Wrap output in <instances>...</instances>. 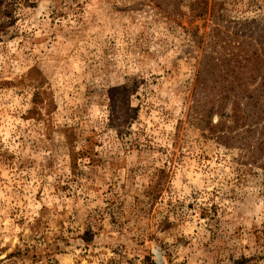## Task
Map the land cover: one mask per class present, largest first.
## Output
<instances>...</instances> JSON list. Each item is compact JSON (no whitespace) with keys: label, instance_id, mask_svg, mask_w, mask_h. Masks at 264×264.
<instances>
[{"label":"rangeland","instance_id":"obj_1","mask_svg":"<svg viewBox=\"0 0 264 264\" xmlns=\"http://www.w3.org/2000/svg\"><path fill=\"white\" fill-rule=\"evenodd\" d=\"M255 49L264 0H0V264H264V172L199 119L236 71L210 122L264 124Z\"/></svg>","mask_w":264,"mask_h":264},{"label":"trees","instance_id":"obj_2","mask_svg":"<svg viewBox=\"0 0 264 264\" xmlns=\"http://www.w3.org/2000/svg\"><path fill=\"white\" fill-rule=\"evenodd\" d=\"M243 51L246 53L248 52L244 48ZM263 57L264 56L255 49L254 53L252 54V60L245 58L243 59L244 61L252 63L253 65L251 68V78H254L256 73L259 75V73L264 71V65L262 64L264 63ZM228 76L231 78L220 75L217 76L218 80H214L216 86L214 87V90L217 88L218 90L211 92V94L208 93V95H205L204 105L200 107L202 109V113L199 116V119H203L205 122L207 121L209 134L212 136H217V140L223 142L226 146H228V148L238 145L240 148L246 149L251 164L264 172V124L260 125L261 122L255 120L259 118L254 109H248L247 107V109H244L240 104L235 105L233 114L230 116L232 117V122L235 126L226 128L225 125L221 126L220 124H213L210 122L212 113L215 111H224L225 106L223 105L230 98L231 94H229V91H224L222 88L233 85L232 78L236 80L239 78V76L236 75V71H232ZM205 85L206 88H209L206 82ZM37 96H39V94L36 95L34 103L39 105ZM247 99L249 100V97H247ZM191 112L189 116L193 117L194 110ZM235 128H240L242 132L236 133ZM220 130L223 133L222 135H218ZM153 264L155 263L153 262Z\"/></svg>","mask_w":264,"mask_h":264}]
</instances>
